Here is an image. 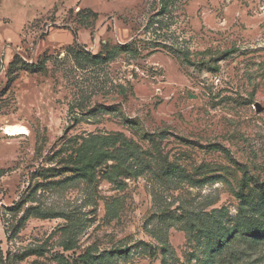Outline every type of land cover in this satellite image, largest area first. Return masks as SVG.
<instances>
[{"label": "rangeland", "instance_id": "obj_1", "mask_svg": "<svg viewBox=\"0 0 264 264\" xmlns=\"http://www.w3.org/2000/svg\"><path fill=\"white\" fill-rule=\"evenodd\" d=\"M262 204L264 0H0V264H264Z\"/></svg>", "mask_w": 264, "mask_h": 264}, {"label": "trees", "instance_id": "obj_2", "mask_svg": "<svg viewBox=\"0 0 264 264\" xmlns=\"http://www.w3.org/2000/svg\"><path fill=\"white\" fill-rule=\"evenodd\" d=\"M262 207L264 208V204H262ZM261 211L262 208L260 207ZM256 216H260L261 220H256ZM242 221L238 225V230L232 231V234L229 235L225 241H221L220 246L225 248L228 245V242L235 239V237H240L245 243L256 245L260 242H264V213L257 215L256 213H249L247 216L245 215L243 218H241ZM210 229H206L207 232L210 235H223L224 233V227L221 225H217V230L212 229L213 224H208ZM118 252H125V251H118Z\"/></svg>", "mask_w": 264, "mask_h": 264}, {"label": "bare ground", "instance_id": "obj_3", "mask_svg": "<svg viewBox=\"0 0 264 264\" xmlns=\"http://www.w3.org/2000/svg\"><path fill=\"white\" fill-rule=\"evenodd\" d=\"M6 133L9 136H18V135H21L25 132H24V129L22 127L14 126V127L7 128Z\"/></svg>", "mask_w": 264, "mask_h": 264}]
</instances>
